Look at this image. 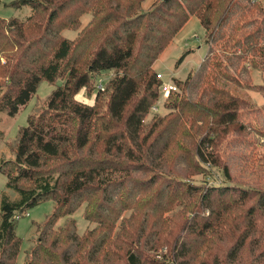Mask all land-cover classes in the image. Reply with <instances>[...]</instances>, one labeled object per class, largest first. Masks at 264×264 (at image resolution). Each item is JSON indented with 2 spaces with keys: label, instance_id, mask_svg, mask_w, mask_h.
Masks as SVG:
<instances>
[{
  "label": "trees",
  "instance_id": "1",
  "mask_svg": "<svg viewBox=\"0 0 264 264\" xmlns=\"http://www.w3.org/2000/svg\"><path fill=\"white\" fill-rule=\"evenodd\" d=\"M144 2L14 0L30 17L0 18V113L15 117L42 81L64 82L21 129L15 160L0 165L21 196L2 204L0 264L17 263L16 222L47 201L55 209L27 264H264V185L231 184L221 158L230 135L264 131L250 124L247 102L218 82L240 87V70L229 65L264 56L262 2L155 0L143 10ZM235 12V31L219 45L225 61L208 47L192 75L173 80L166 113L145 123L159 99V55L191 16L208 44L223 42ZM67 30L77 36L66 39ZM111 72L92 105L77 100ZM211 168L224 184L191 182L213 178ZM83 205L93 228L80 235L73 216Z\"/></svg>",
  "mask_w": 264,
  "mask_h": 264
},
{
  "label": "rangeland",
  "instance_id": "2",
  "mask_svg": "<svg viewBox=\"0 0 264 264\" xmlns=\"http://www.w3.org/2000/svg\"><path fill=\"white\" fill-rule=\"evenodd\" d=\"M14 0H0V18L9 20L11 18H18L21 21H26L32 14L29 6L13 7L11 3ZM264 8V0H260ZM155 0H145L142 4V9L147 10ZM239 12H235L228 22L223 27V34L225 40L218 44L210 45L206 41V34L201 27L199 20L191 16L189 21L173 38L172 42L159 55L153 69L157 74H160L163 83H170L174 81L183 82L188 75H192L200 62L204 59L207 48L212 49L219 54L225 61L227 56L221 51L219 47L223 44L230 32L235 31L233 26L239 19ZM91 19V15L87 14L81 19L82 27H84ZM62 35L68 39L73 40L77 36V32L67 30ZM255 65H251L249 60L241 61L240 64L236 60L233 64L236 69L229 65L230 72L234 75L240 70L241 86H235L233 83H225L218 80L220 84H226L227 89L235 96L247 102V106L253 112L248 113L251 118L250 124L261 131H264V56L258 54L253 56ZM245 67L247 74L241 71ZM230 73V74H231ZM231 74L232 76H234ZM112 75L107 73L97 80V88L90 93L83 89L78 95L77 100L92 105L94 103L96 94L100 85L105 87ZM63 81H58L56 85L42 81L38 90L30 102L20 108L19 113L15 117L8 116L7 113H0V165L6 161L15 160V148L18 142V137L21 129L28 126V119L30 116L37 117L44 109L57 86L63 85ZM164 100L159 97L157 101V108L151 110L148 114L145 123L150 119L166 113L162 109ZM208 152V151H207ZM222 160L228 169L231 184H247V185H264V137L257 135L254 132H249L248 135H230L221 148ZM208 166V165H206ZM212 177L204 174H196L191 177V182L196 185L224 184L223 172L219 168H211ZM21 196L15 190L8 187V178L6 175L0 174V212L3 201L18 202ZM85 206L83 205L73 216L77 221L78 232L83 235L93 225H89L84 218ZM55 203L53 201L42 202L37 206L29 208L23 216L16 222V235L22 240V246L17 258L16 264H27L28 255L31 250L37 245L40 237V226H42L47 219L53 214ZM124 216H128L125 213ZM66 219H60L55 226V229L63 227Z\"/></svg>",
  "mask_w": 264,
  "mask_h": 264
},
{
  "label": "built area",
  "instance_id": "3",
  "mask_svg": "<svg viewBox=\"0 0 264 264\" xmlns=\"http://www.w3.org/2000/svg\"><path fill=\"white\" fill-rule=\"evenodd\" d=\"M156 79L160 81L158 92H159V97L161 98V100L167 99L172 93L177 92L176 85L173 84L172 82L163 83V79H162V76L160 74L156 75ZM99 89L102 91L104 90L103 86H101V85H100ZM153 110H155V108H153Z\"/></svg>",
  "mask_w": 264,
  "mask_h": 264
}]
</instances>
